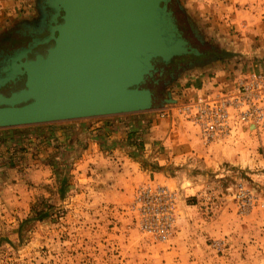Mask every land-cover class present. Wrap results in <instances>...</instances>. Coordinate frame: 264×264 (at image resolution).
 <instances>
[{"label": "rangeland", "instance_id": "1", "mask_svg": "<svg viewBox=\"0 0 264 264\" xmlns=\"http://www.w3.org/2000/svg\"><path fill=\"white\" fill-rule=\"evenodd\" d=\"M39 1L0 0V28L11 23V17L21 18L13 30L0 32V42H9L16 30L39 17ZM171 4L178 8L179 17L175 16L183 36L178 18L189 24L188 32L192 30L201 47L217 54L206 59L218 57L219 61L204 70L186 72L184 67L180 71L181 82L199 77L204 85L199 94H178L177 85L172 87L176 79L165 86L167 74L161 75L153 88L152 109L118 116L125 119L128 134L129 123L147 133L167 125L164 121L170 118L182 120L210 149L207 156L157 167L143 152V134L138 132L132 140L140 136L142 145L130 143L135 147L132 157L143 160L147 169L163 170L161 178L169 183L154 178L138 185L123 205L106 206L96 204L88 184L72 174L77 159L67 147L76 143L74 133L99 135L101 143L113 134L120 140L123 132L117 126H101L99 131L97 124L106 117L56 123L54 132L45 125L1 129V137L13 139L0 140L2 144L20 147H12L8 159L2 158L8 170L0 171V264H264V0H179V4L172 0ZM253 80L263 97L255 92L249 103L259 118L236 125V131L223 140L204 142L197 127L182 114L181 105L195 96L215 95L235 86L237 91L241 82ZM168 93L175 103L164 101ZM26 142L33 143L32 149ZM81 143L78 148L86 141ZM28 154L46 158L52 168L48 183L21 177L18 170ZM149 184L167 188L174 198L176 222L165 242L143 234L129 211L136 192Z\"/></svg>", "mask_w": 264, "mask_h": 264}, {"label": "water", "instance_id": "2", "mask_svg": "<svg viewBox=\"0 0 264 264\" xmlns=\"http://www.w3.org/2000/svg\"><path fill=\"white\" fill-rule=\"evenodd\" d=\"M171 2L43 0L39 7L55 11L49 34L0 64V129L152 109L157 64L201 54L179 30ZM218 61L189 62L184 71Z\"/></svg>", "mask_w": 264, "mask_h": 264}, {"label": "crops", "instance_id": "3", "mask_svg": "<svg viewBox=\"0 0 264 264\" xmlns=\"http://www.w3.org/2000/svg\"><path fill=\"white\" fill-rule=\"evenodd\" d=\"M19 18L20 16L11 17V23L3 27L1 26L0 32L8 33V31L13 30V24L21 20V18ZM198 78L199 77H186L181 82L182 77L177 76L175 81L176 84L173 83L175 85L172 87L177 85L176 92L178 94H182L186 91L199 94L200 91L202 92L204 90V85L200 83ZM218 86L220 85L215 86L217 90L220 88ZM100 120L101 122L97 124V127H100L99 131L103 130L101 126L106 129L107 127L117 126V128L123 132L121 134L119 133L120 140H115L113 133L112 136H107V143H101L99 141V135H94V137H92L87 135L81 136L78 133H74L72 139L76 143H69L70 146H67L70 148V153H72L70 156L73 157L74 160L77 159L73 163L72 174L78 175L77 180L79 182L81 181V183L88 184L89 193H91L90 198L93 199L96 204L121 206L124 202L132 198L135 188L138 185L141 183H149L154 178H159L162 182L169 183L166 181L168 180L167 178H165L166 180H162L161 178V176L165 174L163 170L153 171L152 169H147V167H144L143 160H137L132 157V151L135 147L130 143V147L133 148L127 146L125 148L120 147L118 144L119 141L128 143L129 134L124 130L126 123L124 118H120V116H110ZM164 122H166L167 125L162 123L163 125L155 126L147 133H142L144 143L143 152L147 153L148 159L153 165L160 168L172 167L178 166L188 159H195L201 155L207 156L206 151H210V149L201 144L197 133L195 134L193 131H190L188 129L189 125H186V122H182V120L176 118H170L168 121L165 120ZM55 130L54 128V131ZM2 135H4L3 132H0V140L13 141V139L5 138V136L1 137ZM82 139H84L86 143L83 144L82 148H78L77 143L82 144ZM66 140H69V137H67ZM4 141L3 144L5 143ZM31 142H26V144L32 149L33 143ZM3 144L0 142V149L4 151V153L0 155V171L6 172L8 169L5 163H3L2 158L8 159L7 156L9 153L15 149L12 147L17 148L20 146L17 143L10 145V142ZM105 147H108V149ZM51 154L52 153H48L47 156L49 157ZM37 158L38 156L34 157L28 154L25 159V164L23 166L21 165L22 169L18 171L21 172H19L21 177L27 178L26 180L28 182L32 179H38L41 183L46 184L52 176V168L49 167L45 157L40 159ZM33 159H36L34 164Z\"/></svg>", "mask_w": 264, "mask_h": 264}, {"label": "built area", "instance_id": "4", "mask_svg": "<svg viewBox=\"0 0 264 264\" xmlns=\"http://www.w3.org/2000/svg\"><path fill=\"white\" fill-rule=\"evenodd\" d=\"M257 87L259 83L253 80L248 84L241 82L237 91L235 86L215 95L195 96L181 105L182 114L197 127L204 142L223 140L236 131V125H248L259 118L249 103L255 92L257 97H263ZM129 211L143 234L158 242L171 236L176 216L174 198L167 188L151 184L139 188Z\"/></svg>", "mask_w": 264, "mask_h": 264}, {"label": "flooded vegetation", "instance_id": "5", "mask_svg": "<svg viewBox=\"0 0 264 264\" xmlns=\"http://www.w3.org/2000/svg\"><path fill=\"white\" fill-rule=\"evenodd\" d=\"M42 3H43V0H40L38 5L40 4V6H42ZM45 7H46L45 10H43L42 7H40L41 14H39V17L35 21H30L29 24H26L23 27L16 30L14 35H11L9 42H5L6 40L4 42H0V64L2 63L7 64L6 62L8 61L9 58H13L17 56L18 52L28 48L29 43L32 42L34 37L37 39H41L49 34V29L51 25L53 24V15L55 11L49 6H45ZM170 7L175 10V14L177 15V17H179L178 8L173 7L172 4L170 5ZM178 22H179L180 28L185 31L184 37L190 42V44L194 48L198 49L201 54L200 56H196L197 58L195 57L192 58V57H189L191 55H188L186 57L185 56L180 57L178 58V60L173 59L168 64H157V67H156L157 72L155 74L154 82L158 81V77H160V75L167 74L166 75L168 77L167 81H163V85L166 82H172L173 80H175L176 77L179 75L180 71L189 62H192L193 60H198V58L206 59V56L203 57V55L207 53L209 50H212V49L200 46L201 44L198 43L192 30L189 29V32H188V28H190L188 23H186L185 21L184 23L180 18H178ZM17 40H24V41L16 42ZM172 67H173L172 71H168ZM154 82L151 85L152 89L155 88V86H157V83H154ZM163 85L161 89L164 88ZM8 89H9V86L4 88V90H8Z\"/></svg>", "mask_w": 264, "mask_h": 264}, {"label": "trees", "instance_id": "6", "mask_svg": "<svg viewBox=\"0 0 264 264\" xmlns=\"http://www.w3.org/2000/svg\"><path fill=\"white\" fill-rule=\"evenodd\" d=\"M21 41H24V40H17L16 42H21ZM213 55V54H216L215 52H214V50H209L207 53H205L204 55H203V57L204 56H209V55ZM182 57H184V56H182ZM186 57V56H185ZM189 57H195V58H197L196 56H194V55H191V56H189ZM178 58H180V57H176V58H174V59H176V60H178ZM199 59V58H198ZM176 60H174V61H176ZM174 61H173V63H174ZM172 69H173V67L172 68H170L168 71H172ZM161 76V75H160ZM158 79H160V77H158ZM55 125L56 124H49V125H45L46 127H49V130H50V132H54V128H55ZM37 126V125H36ZM39 126V125H38ZM27 127H32V126H27ZM15 129H18V128H11V130H15ZM6 130V129H5ZM8 130H10V129H8ZM138 132H141V133H143V132H145V130H140L139 129V126H134V124L133 123H130V125H129V135H128V143H132V144H134V145H136V146H140V145H142V141H141V138H140V136H138L136 139H134V141L132 140L136 135H137V133ZM140 139V140H139ZM16 155V154H15ZM67 165V164H66Z\"/></svg>", "mask_w": 264, "mask_h": 264}]
</instances>
